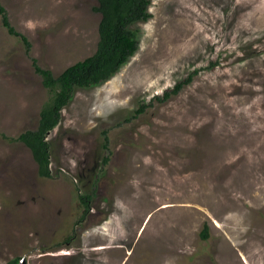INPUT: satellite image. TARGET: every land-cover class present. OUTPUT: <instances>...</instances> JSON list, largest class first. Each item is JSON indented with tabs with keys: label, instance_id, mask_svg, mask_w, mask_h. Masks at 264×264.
Masks as SVG:
<instances>
[{
	"label": "rangeland",
	"instance_id": "obj_1",
	"mask_svg": "<svg viewBox=\"0 0 264 264\" xmlns=\"http://www.w3.org/2000/svg\"><path fill=\"white\" fill-rule=\"evenodd\" d=\"M0 2L32 43L0 14V264H264V0H151L136 53L49 133L51 178L11 140L50 97L32 57L92 55L98 1Z\"/></svg>",
	"mask_w": 264,
	"mask_h": 264
},
{
	"label": "trees",
	"instance_id": "obj_2",
	"mask_svg": "<svg viewBox=\"0 0 264 264\" xmlns=\"http://www.w3.org/2000/svg\"><path fill=\"white\" fill-rule=\"evenodd\" d=\"M98 5L94 8L101 14L99 23V41L96 51L83 60L69 65L58 75L49 68L43 67L39 60L32 57L36 73L42 78L43 85L49 90L50 97L44 103L40 111V118L36 128L27 129L19 136L11 138L20 141L32 152L33 158L38 165L41 177H53L51 168V144L48 140L49 133L62 121V112L73 100L78 88L98 86L113 77L136 53L139 47V31L133 25L139 21H147L152 17L149 11L151 0H97ZM0 14L4 27L9 34L20 37L24 42L26 51L31 53L32 43L28 36L18 31L10 21L8 11L0 2ZM180 82L172 90H167L161 101H166L172 95L177 94L189 84L193 75ZM144 104L137 110L141 113ZM105 139L108 140L107 131ZM105 149L109 150L108 143ZM110 156L104 158L107 164ZM96 194V188L90 194H80L79 199L86 215L91 210V200ZM209 227L205 224L203 237L208 238ZM6 264H22V259L15 257Z\"/></svg>",
	"mask_w": 264,
	"mask_h": 264
},
{
	"label": "bare ground",
	"instance_id": "obj_3",
	"mask_svg": "<svg viewBox=\"0 0 264 264\" xmlns=\"http://www.w3.org/2000/svg\"><path fill=\"white\" fill-rule=\"evenodd\" d=\"M135 207V206H134ZM28 214V213H27Z\"/></svg>",
	"mask_w": 264,
	"mask_h": 264
}]
</instances>
